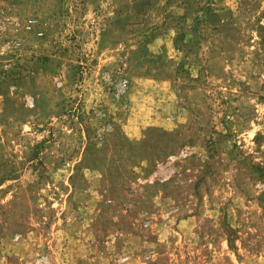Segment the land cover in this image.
<instances>
[{"label":"rangeland","instance_id":"374dc122","mask_svg":"<svg viewBox=\"0 0 264 264\" xmlns=\"http://www.w3.org/2000/svg\"><path fill=\"white\" fill-rule=\"evenodd\" d=\"M0 264H264V0H0Z\"/></svg>","mask_w":264,"mask_h":264}]
</instances>
